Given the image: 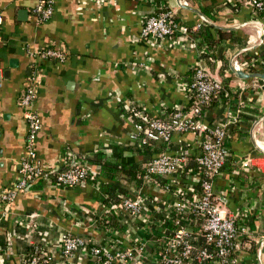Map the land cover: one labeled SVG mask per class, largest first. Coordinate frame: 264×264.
I'll return each mask as SVG.
<instances>
[{
	"label": "crops",
	"instance_id": "crops-1",
	"mask_svg": "<svg viewBox=\"0 0 264 264\" xmlns=\"http://www.w3.org/2000/svg\"><path fill=\"white\" fill-rule=\"evenodd\" d=\"M180 2L199 11L207 8L214 18H209L211 22L222 27L253 19L249 7L240 5L231 9L226 0ZM36 3L37 0H0V189L14 183L24 153L27 123L19 98L31 71L32 49L56 43L66 52L63 62H42L35 100L41 120L36 156L45 168L57 170L77 154L101 151L107 144L129 143V124L123 120L120 108L121 101L128 96L146 106L153 116L159 114V103L172 107L187 101L179 79L184 80L195 64L197 52L191 47L170 46L167 40L156 42L140 37L145 16L167 7L182 24L194 26L204 21L179 6L178 0H110L99 7L92 0H53L52 16L37 22L32 12ZM232 30L243 38L245 46L255 44L259 37L251 23ZM261 48L264 46L259 45L251 52L259 53ZM214 54L215 59L206 65L213 75L221 77L218 69L223 59L228 62L231 57L228 44L219 43ZM161 72L180 78L174 80L167 75L162 79L158 77ZM224 75L230 77L238 96L240 92L246 95V115L256 119L263 115L264 84L260 78H234L226 71ZM254 83L261 87L256 89ZM221 108L210 105L205 112L206 120H220ZM249 118H244L230 132L229 160L216 178L215 188L222 193L223 208L237 215L246 212L247 218L254 222L253 230L259 234L264 230V213L259 210L264 206V154L254 147L250 129L256 119ZM253 132L264 147V120ZM180 138L194 143L191 134H182ZM173 139L177 141V135ZM250 154L254 158L251 167L234 174L238 159ZM135 158L133 153L123 156L130 161ZM230 178L235 187L229 184ZM37 181L32 188L21 190L7 211L0 205V243L5 232H15L14 218L30 211L37 212L39 221L57 220L70 231L79 232V227L60 214L58 200L62 198L71 204L98 207L96 190L88 183L66 189ZM14 239L5 264L21 263L23 250L17 235ZM251 245L240 248L238 264H259L256 253L259 245ZM260 260L264 264V245Z\"/></svg>",
	"mask_w": 264,
	"mask_h": 264
},
{
	"label": "built area",
	"instance_id": "built-area-1",
	"mask_svg": "<svg viewBox=\"0 0 264 264\" xmlns=\"http://www.w3.org/2000/svg\"><path fill=\"white\" fill-rule=\"evenodd\" d=\"M92 1L99 7L110 0ZM226 5L231 9L240 5L249 7L253 18L251 24L261 35L258 23L264 28V0H226ZM53 11V0H37L32 10L37 22L49 19ZM198 25L182 24L174 11L167 8L146 15L139 33L146 40H167L170 46L196 50L194 65L197 68L193 81L187 85L179 79L185 97L187 86L197 93L195 103L189 108L182 103L172 107L159 103L158 113L161 109H171L170 119L165 120L158 117L159 114L153 116L144 105L137 107L132 99L121 101L127 112L125 115L120 106L122 118L129 124V143L143 144L146 140L161 139L167 143L166 150L144 162L139 185L134 183L118 203L109 201L110 207H104L101 213L98 210L100 202L97 208H92L71 204L66 198L58 200L60 214L79 227V232L70 231L57 220L39 221L34 211L17 215L13 220L14 227L23 233L32 247L31 256L21 259L20 264H210L212 260H216L217 264H238L240 248H248L252 243L259 245L264 238V230L257 234L251 229L246 223V212L237 215L224 209L222 193L215 188V180L229 160L227 140L230 132L242 123L239 112L248 101L246 95L240 92L235 109L228 103L222 105L219 123L208 122L205 113L203 117L199 116L201 104H210L211 95L221 88L222 81L211 73L199 56V36L192 29ZM260 45L264 46V37ZM29 54L31 71L19 98L27 123L24 153L16 180L0 189V205L4 211L21 190L44 175L54 174V186L66 189L87 184L88 176L100 177L98 169L73 157L70 158L71 166L58 173H54L58 169L45 168L38 161L35 144L41 128L35 108L38 71L42 62H63L66 52L62 46L48 43L32 49ZM228 62L226 60L225 71L235 78ZM231 65L234 70L264 74V54L250 50L235 58ZM167 75L174 80L180 78L168 72H161L158 77L163 79ZM229 84L231 87L226 95L237 92L231 80ZM253 85L256 89L261 87L259 83ZM186 133L193 136V144L181 140L180 136ZM175 135L177 141L173 139ZM253 140L264 148L254 132ZM190 156L194 165L185 167ZM253 159L251 154L239 158L232 170L234 174L239 169L251 167ZM88 184L98 189L95 183ZM229 184L235 187L232 178ZM254 206L251 204V207ZM263 207L259 208L261 214L264 213ZM110 212L124 227L123 231L111 225L107 217ZM15 236V232L4 233L5 246H0V264L7 262ZM199 237L204 239V246L196 243ZM210 245L214 246V251L208 248Z\"/></svg>",
	"mask_w": 264,
	"mask_h": 264
},
{
	"label": "trees",
	"instance_id": "trees-1",
	"mask_svg": "<svg viewBox=\"0 0 264 264\" xmlns=\"http://www.w3.org/2000/svg\"><path fill=\"white\" fill-rule=\"evenodd\" d=\"M160 10L167 9V7H161ZM158 10V11H160ZM157 11V12H158ZM201 11L210 19H214L210 14L207 8L202 7ZM155 12V13H157ZM261 14L262 12H258ZM194 30V33L199 36V42L197 43V50L199 51V56L201 59L205 61V64L210 65V63L215 59L214 51L216 49V46L219 43L226 42L228 44V52L230 55H232L234 52H236L238 49L242 48L246 45V42L243 40V38L237 34L236 30H224V29H217L213 28L211 25H208L204 21H201L198 26L192 28ZM260 54H264V48L260 49ZM196 65L191 66L186 75L184 76V81L188 84H190L195 76L196 72ZM226 68V62L223 59L221 67L218 69V73L221 76V88L217 90L215 93H213L210 97V104H201L200 106V114L199 116L204 115L206 110L209 108L210 105H216V106H222L225 103H228L229 107L235 109L237 107V102L239 99V96L236 93H228L226 95V92L228 91L230 84L229 80L230 77H226L224 75V71ZM260 82H262L261 79H259ZM186 102L182 103L185 105L186 108H189L193 103H195L198 100V95L194 90H189L188 86L186 87ZM129 99L130 96H128ZM135 102V105L137 107H141L142 104ZM120 106L123 107L125 115H127V112H125L124 104L121 102ZM171 115V109H161L159 111L158 117L169 120ZM239 118H249V116L246 115V112L244 109H242L239 112ZM250 120L254 121L256 119V116L250 117ZM220 121H216V123H219ZM213 123V122H210ZM215 124V122H214ZM167 143L161 139L158 140H146L143 144L139 143H114V144H107L104 146L103 150H94L91 152H87L85 154H77L73 156L75 160L82 161L85 165L88 164L90 166H93L94 168L98 169L100 172V177H87L88 183H95L98 187L96 190L98 201L100 202L99 206V213L104 211V207H110V203H118L121 201L123 197H125L130 188L134 185V183H140L139 176L142 173V164L148 160H150L153 155H157L164 150H166ZM136 154L137 158L135 160H125L123 159V156L129 155V154ZM193 156V155H192ZM192 156L189 157L187 164L185 167L193 166L194 160L192 159ZM72 162L71 160H67V162L61 166L56 172H62L68 169L71 166ZM38 181H43L47 184L54 185L55 179L54 174H48L44 175L41 178L38 179ZM37 181V182H38ZM137 186V184H136ZM30 188L33 187V183L29 185ZM103 194L106 195L103 197ZM109 201H111L109 203ZM103 205V209H102ZM110 220V223L112 226L117 228L120 231L124 230V227L121 224H118L115 220L114 213L110 212L107 216ZM247 225L253 229L254 222L250 220V218L246 221ZM15 233L17 235L19 246H21L22 252V259L28 258L32 254V247L30 244H28L27 239L24 237L23 233L21 231L15 230ZM196 243L199 246H204V239L202 237L197 238ZM1 246H5V241L0 243ZM252 247V245H251ZM211 251H214L215 248L213 245H210L208 247ZM234 255V254H233ZM210 264H217L216 260H212Z\"/></svg>",
	"mask_w": 264,
	"mask_h": 264
},
{
	"label": "water",
	"instance_id": "water-1",
	"mask_svg": "<svg viewBox=\"0 0 264 264\" xmlns=\"http://www.w3.org/2000/svg\"><path fill=\"white\" fill-rule=\"evenodd\" d=\"M178 5L183 7L184 9H187V10H190L196 14H198L199 16H201V18L209 25L211 26H214L215 28L217 29H224V30H232V29H236V28H239V27H242V26H245L246 24H249V23H253V22H245V23H241V24H238L236 26H232V27H222V26H219V25H216L214 23L211 22V20L209 18H207L201 11L191 7V6H188V5H185V4H182L180 2V0H178ZM258 25L261 27V35L259 36L257 42L255 44H252V45H247V46H244L240 49H238L236 52H234L230 59H229V68L232 72V74L234 76H236L237 78H240V79H247V78H251V77H256V78H260L264 81V74L263 73H260V72H252V73H245L243 70H234L232 68V61L237 58L239 55L247 52V51H250V50H253L255 48H257L263 41V37H264V28H263V25L261 23H258ZM203 66V64H201ZM264 120V114L259 116L252 124L251 126V129H250V134L253 138V131L255 129V127L260 124L262 121ZM254 142V140H253ZM254 144V147L262 154H264V148L262 147H259L256 143H253ZM264 245V238L260 241L259 243V246L257 248V257H258V261H259V264H262L261 263V260H260V251H261V247Z\"/></svg>",
	"mask_w": 264,
	"mask_h": 264
}]
</instances>
